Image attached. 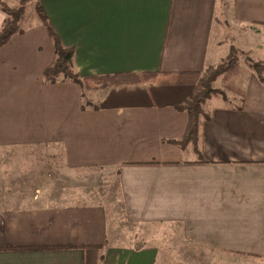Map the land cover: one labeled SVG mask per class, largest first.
I'll use <instances>...</instances> for the list:
<instances>
[{
    "label": "crops",
    "instance_id": "0c3cea01",
    "mask_svg": "<svg viewBox=\"0 0 264 264\" xmlns=\"http://www.w3.org/2000/svg\"><path fill=\"white\" fill-rule=\"evenodd\" d=\"M40 3L61 43L74 48V69L81 77L203 72L240 53L237 65L213 84L220 96L212 97L218 103H211L208 119H200V153L191 144H178L187 128L186 113L171 107L84 110V89L62 79L44 80L59 101L48 99L53 109L45 131H29L39 137L28 141L49 146L51 169L65 166L64 172L52 171L62 173L60 181L80 170L108 171L128 227L141 233L172 228L182 246L204 250L206 262L264 264V83L246 61L248 55L264 67V0ZM4 18L0 11V28ZM17 49L24 48H0V93L10 85L27 87L39 73L31 72V47H26L27 62L11 63ZM27 67L29 73L15 74ZM24 75L23 82L4 84V76ZM113 90L120 88L88 92L99 97L94 107ZM7 94L16 97V88ZM31 112L25 115L35 119L30 125L36 130L39 112ZM73 176L74 182L83 177ZM2 189L0 264L158 262L160 251L144 239L132 246L108 241L106 210L99 202L69 203L66 198L79 195L63 188L13 194Z\"/></svg>",
    "mask_w": 264,
    "mask_h": 264
},
{
    "label": "rangeland",
    "instance_id": "374dc122",
    "mask_svg": "<svg viewBox=\"0 0 264 264\" xmlns=\"http://www.w3.org/2000/svg\"><path fill=\"white\" fill-rule=\"evenodd\" d=\"M3 1L10 7H17L20 2V0ZM36 3L37 0H30L26 4L24 18L20 23V33L23 32V35L18 37V34L20 33L15 34L7 44L11 47L16 46L24 48L23 50L17 49V54L11 59V63H19L22 61L27 62L28 59L25 57L26 47L33 48L34 52L29 56L33 63L32 67L30 66L31 72L39 73L36 79L27 87L10 85L6 86V91L0 93V95L4 96L8 93L10 88H16L17 93L16 97L11 98L7 94L6 99H0V101L5 100V103L0 105V144H3V150H0V156L5 153V157H0V188L3 187V189L13 191L12 194L19 191L31 193L35 188L39 190H46L51 187L52 189H67L74 195L76 193L79 195L74 199L68 200L66 198L69 203L85 204L86 202H99L102 204L106 210L107 235L110 243L114 242L120 246H123L124 243H128L129 246H132L134 245L132 243L133 241L144 239L147 244L160 251L157 264H217L216 262L212 263L204 261V250L199 252V249L197 248L192 247L188 249L187 247L182 246V239H180L178 232L174 231L172 228L158 226L150 229L147 233H141L139 230L136 231L133 228L128 227L124 215L119 211V207L115 203L116 199L113 196L115 192L111 191L112 185H110L108 180V171L86 172L80 170V172H74L73 175L83 176L81 180L74 182V176L70 175V178L67 180L60 181V176L62 175L61 172L65 171V166H61L60 169L56 167L51 169L49 161V146H46L44 143L30 144L31 142L28 141V139L31 136L37 138L39 135L30 136L28 132L32 131L35 133L36 131H45V124L48 121L46 116L48 115L49 110L53 109L50 106L48 99L52 96L54 97L56 94L54 88H50L48 84H46V86L43 84L45 80L43 72L47 68L45 67L46 64L50 65L53 61L54 57L52 53L54 54V49L53 42L36 13ZM45 15L47 16L46 12ZM54 33L57 35L55 31ZM57 37L59 38L58 35ZM22 51L24 52V55L21 53ZM234 52L236 61L238 62L240 59V53L236 51ZM247 60L255 62L250 59L248 55L246 57V61ZM30 67H27L26 71H22V73L16 71L15 74H27ZM7 68L8 71H11V67ZM74 72H76L75 69ZM25 77L26 75L17 79L16 77L6 78V76H4L5 79L3 81L5 85H9L10 81L18 83L19 80H21V82H23L22 79ZM144 87L147 89L148 85L146 84ZM213 87L216 88L218 86L214 85ZM88 92L91 91L84 90V95H86V98H84V110L94 109V106L98 103L99 99L98 95L94 97L93 94H89ZM54 100L59 101V97H54ZM215 100L212 98L205 103L203 106L205 115L210 112L211 103H218ZM172 110L177 111L173 108ZM31 111L39 112L36 120L37 125L40 126L36 128V130L35 127L30 125L32 120L35 119H30L25 115L27 112L33 113ZM177 112L179 113V111ZM171 140L175 141L176 139ZM166 142L169 143V140H166ZM187 156L189 155L186 154V157ZM54 170L61 171V174H58V171L52 172ZM51 176H53V179H56L51 181ZM4 177H8V182H3ZM41 178H44V180H40ZM14 186L15 189H12ZM73 189H76L77 191H73ZM92 193L94 194L92 195ZM96 195L98 196V199L96 198ZM119 200L120 199L118 198L117 203H119ZM194 250L196 252H194Z\"/></svg>",
    "mask_w": 264,
    "mask_h": 264
},
{
    "label": "trees",
    "instance_id": "16d2710c",
    "mask_svg": "<svg viewBox=\"0 0 264 264\" xmlns=\"http://www.w3.org/2000/svg\"><path fill=\"white\" fill-rule=\"evenodd\" d=\"M29 1L20 0L17 7H10L3 0H0V11L5 16L0 28V48L7 45L15 34L21 32L20 23L24 18L25 7ZM36 13L53 42L54 60L43 72L46 83L54 84L58 78H61L89 91L120 88L119 91L109 92L107 98L95 107L97 109H106L110 106L171 107L179 112H184L188 116V124L184 136L178 144L181 147L191 144L195 151L200 153L198 145L200 119H208L203 106L210 98L220 94L218 90L214 89L213 84L220 76L231 71L237 65L235 52H232L226 61L203 72L81 77L73 69L74 48H67L61 43L54 33L39 0L36 3ZM247 61L249 67L264 83L263 65L258 62ZM142 84H147L148 88L140 89L139 86ZM129 87H133V89L129 90Z\"/></svg>",
    "mask_w": 264,
    "mask_h": 264
}]
</instances>
